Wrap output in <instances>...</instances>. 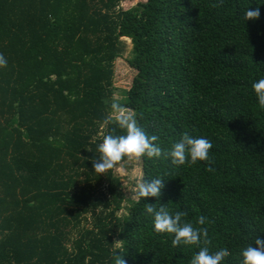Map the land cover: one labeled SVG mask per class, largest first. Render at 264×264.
Returning a JSON list of instances; mask_svg holds the SVG:
<instances>
[{
	"label": "trees",
	"instance_id": "16d2710c",
	"mask_svg": "<svg viewBox=\"0 0 264 264\" xmlns=\"http://www.w3.org/2000/svg\"><path fill=\"white\" fill-rule=\"evenodd\" d=\"M122 1L0 0V264H115L114 253L190 264L199 247L174 248L146 204L184 211L194 226L206 217L210 252L231 253L222 264H242L264 238V109L252 89L264 78V0ZM125 39L136 75L118 101ZM113 102L165 151L186 132L210 140L214 170L141 157V183L165 186L158 199L130 198L120 216L114 168L99 176L91 163L104 135L124 134L103 125Z\"/></svg>",
	"mask_w": 264,
	"mask_h": 264
},
{
	"label": "clouds",
	"instance_id": "9594fccd",
	"mask_svg": "<svg viewBox=\"0 0 264 264\" xmlns=\"http://www.w3.org/2000/svg\"><path fill=\"white\" fill-rule=\"evenodd\" d=\"M260 15L259 7L250 8L245 11L244 18L247 21H254L258 20ZM0 67H7V60L3 54H0ZM252 89L258 99L259 107L264 109V78L252 83ZM112 123L123 130L124 134L103 136L102 143L98 145L100 156L91 161L95 173L99 176L112 170L124 157L170 158L171 163L177 166L206 161L207 170L209 172L214 170L211 166L214 162L209 156L213 145L206 138L193 137L186 132L170 150L165 151L157 143L158 137L149 135L139 125L133 110L116 102L111 104V111L104 119L103 125L108 126ZM164 186V180L161 178L147 180L138 185L132 199L136 201L149 197L158 199ZM144 209L146 215L153 217L154 230L157 233L171 234L174 237L171 241L174 248L180 245L199 247V251L192 256L190 264H222L224 259L231 255L227 248L210 252L209 246L212 241L208 229L203 227L206 223V217L203 215L197 219L198 226H194L193 223L184 220L187 215L184 211L173 213L165 205L157 207L153 204H146ZM122 244V241L113 243L115 248H120ZM241 255L242 264H264V238L257 237L254 246L251 244L246 246ZM114 260L115 264H127L124 256L118 253H114Z\"/></svg>",
	"mask_w": 264,
	"mask_h": 264
},
{
	"label": "rangeland",
	"instance_id": "374dc122",
	"mask_svg": "<svg viewBox=\"0 0 264 264\" xmlns=\"http://www.w3.org/2000/svg\"><path fill=\"white\" fill-rule=\"evenodd\" d=\"M147 0H123L121 7L125 10L135 7L138 3L146 2ZM126 51L124 57L120 58L116 66V87L118 92L116 99L122 101L125 97V92L128 91L132 86V81L136 75L134 71L128 64V59L131 57L132 44L131 41L125 39ZM115 175L120 179L122 183V190L124 191V201L122 203V210L119 215H126L131 203L129 199L134 195L138 185L141 183L142 179V167L141 158H129L123 161L122 164L114 167Z\"/></svg>",
	"mask_w": 264,
	"mask_h": 264
}]
</instances>
